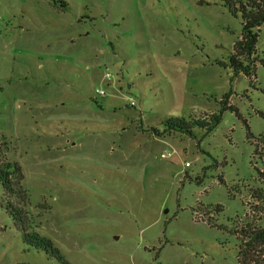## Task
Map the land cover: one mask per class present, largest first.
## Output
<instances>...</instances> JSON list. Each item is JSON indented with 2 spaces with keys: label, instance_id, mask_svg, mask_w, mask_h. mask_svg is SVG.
Masks as SVG:
<instances>
[{
  "label": "rangeland",
  "instance_id": "obj_1",
  "mask_svg": "<svg viewBox=\"0 0 264 264\" xmlns=\"http://www.w3.org/2000/svg\"><path fill=\"white\" fill-rule=\"evenodd\" d=\"M241 33L226 0H0V161L28 196L0 183V264H63L22 228L69 264H239L233 228L261 216L247 191L264 188V66H230ZM227 93L241 118L209 133L143 130Z\"/></svg>",
  "mask_w": 264,
  "mask_h": 264
},
{
  "label": "trees",
  "instance_id": "obj_2",
  "mask_svg": "<svg viewBox=\"0 0 264 264\" xmlns=\"http://www.w3.org/2000/svg\"><path fill=\"white\" fill-rule=\"evenodd\" d=\"M226 4L229 5L230 12L235 16L240 15L242 20L241 37L234 44V51L230 56V66L236 74L243 72L247 77H250L257 63L264 66V52L260 55L257 50L261 26L264 25V0H226ZM229 96L230 94L227 93L221 99L222 108L219 112L205 114L199 118H170L164 122L162 129L148 127L143 128V130L149 131L155 137H161L173 132H183L193 136L196 127L204 128L209 133L220 123L222 113L225 110L229 109L241 118L238 109L229 102ZM262 116L264 117V114ZM248 137L253 138V135L248 132ZM263 141L264 139L262 137L256 141L254 154L262 160L264 165V149H262L263 147L260 144ZM0 143L3 145L6 144L5 141ZM258 175L259 182H262L264 180V170L258 169ZM24 177L23 168L19 162L9 160L0 161V183L7 197L17 196L24 199L23 201L28 200L26 190L23 186ZM247 195L252 199L249 202L250 207L253 204L252 208L257 212H261V216L257 220L253 218V220L238 221L239 223L237 222L234 226L233 233L239 241L238 262L239 264H264V227L258 224V221L264 217V188L261 186L252 187L248 189ZM9 205L14 206L11 201H9ZM221 210L222 207L219 205L215 207L210 206L208 207V213L205 211L204 214H212L213 211L218 213ZM12 213H14L13 215L15 217L19 216L24 219L27 216L25 210L21 207H13ZM210 217L211 219L213 218L212 216ZM206 222L210 225H217L215 221L208 220ZM22 230L24 231L25 241L27 240L32 245L42 248L45 251L50 250L52 254L63 261V264H69L62 258L59 250L50 239L41 237L35 233L29 234L24 228Z\"/></svg>",
  "mask_w": 264,
  "mask_h": 264
},
{
  "label": "built area",
  "instance_id": "obj_3",
  "mask_svg": "<svg viewBox=\"0 0 264 264\" xmlns=\"http://www.w3.org/2000/svg\"><path fill=\"white\" fill-rule=\"evenodd\" d=\"M107 77H109V74H107ZM100 94H102V95H103V94H104V91H103V90H101V91H100ZM132 104L134 105V103H132ZM171 153H172V152H171V151H169L168 153H164V154H163V156L170 155Z\"/></svg>",
  "mask_w": 264,
  "mask_h": 264
}]
</instances>
